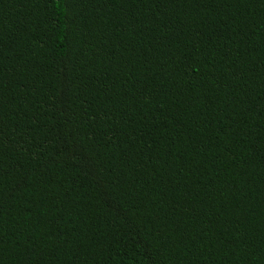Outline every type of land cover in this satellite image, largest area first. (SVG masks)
Wrapping results in <instances>:
<instances>
[{"label": "trees", "instance_id": "trees-1", "mask_svg": "<svg viewBox=\"0 0 264 264\" xmlns=\"http://www.w3.org/2000/svg\"><path fill=\"white\" fill-rule=\"evenodd\" d=\"M0 264H264V0H0Z\"/></svg>", "mask_w": 264, "mask_h": 264}]
</instances>
